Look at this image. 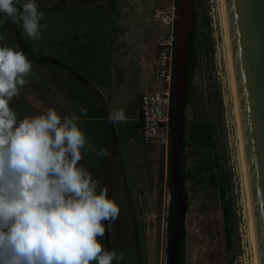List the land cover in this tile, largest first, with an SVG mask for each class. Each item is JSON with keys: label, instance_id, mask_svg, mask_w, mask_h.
I'll return each mask as SVG.
<instances>
[{"label": "rangeland", "instance_id": "1", "mask_svg": "<svg viewBox=\"0 0 264 264\" xmlns=\"http://www.w3.org/2000/svg\"><path fill=\"white\" fill-rule=\"evenodd\" d=\"M77 1L86 0L65 6L61 0H36L45 25L39 40L0 16V46L22 51L32 62L27 83L10 107L21 118L48 107L62 116H79L77 123L94 149L82 153L80 164L120 208L117 218L107 222L104 249L120 257L113 264H167L169 145L141 142L137 102L141 93L160 88L154 60L160 41L174 37L173 1L96 0L93 7L76 6ZM194 7L182 156L187 169L201 164L203 172L186 183L184 261L253 264L219 0H195ZM78 105L87 109L86 116ZM117 109L124 110L126 120L109 122V112ZM203 120L211 125L212 144L192 146L190 124ZM100 149L108 155L98 157Z\"/></svg>", "mask_w": 264, "mask_h": 264}, {"label": "clouds", "instance_id": "2", "mask_svg": "<svg viewBox=\"0 0 264 264\" xmlns=\"http://www.w3.org/2000/svg\"><path fill=\"white\" fill-rule=\"evenodd\" d=\"M43 15L36 0H0V16L32 40L41 38ZM31 70L22 51L0 46V264H113L120 257L101 238L120 208L80 164L82 153L94 150L80 117L48 107L21 118L10 107ZM107 119L123 122L125 112L110 111Z\"/></svg>", "mask_w": 264, "mask_h": 264}, {"label": "water", "instance_id": "3", "mask_svg": "<svg viewBox=\"0 0 264 264\" xmlns=\"http://www.w3.org/2000/svg\"><path fill=\"white\" fill-rule=\"evenodd\" d=\"M224 3L257 259L258 264H264V0H224ZM193 11L194 0H176L168 173L177 210L169 238L168 264H175L176 245L185 231L188 207L178 167L188 83L184 68L190 54ZM105 227L107 240V222Z\"/></svg>", "mask_w": 264, "mask_h": 264}, {"label": "built area", "instance_id": "4", "mask_svg": "<svg viewBox=\"0 0 264 264\" xmlns=\"http://www.w3.org/2000/svg\"><path fill=\"white\" fill-rule=\"evenodd\" d=\"M171 25L173 18L170 19ZM174 37L163 39L155 61V78L160 88L138 97L139 137L145 145L167 147L170 143L171 93L173 78Z\"/></svg>", "mask_w": 264, "mask_h": 264}, {"label": "trees", "instance_id": "5", "mask_svg": "<svg viewBox=\"0 0 264 264\" xmlns=\"http://www.w3.org/2000/svg\"><path fill=\"white\" fill-rule=\"evenodd\" d=\"M172 1H173L175 11H176V0H172ZM193 18H194L193 30H192L191 37L189 40V53L190 54H189L188 63L184 68V75L187 78V82H188L186 94L184 97V112H185V106L189 100L188 91L191 88V81H192V72H191L190 66L194 60V53H192V50L195 45L194 31L197 25V14L195 12V7L193 11ZM174 26H175V18L173 19V23H172L173 32H174ZM173 49H174V45H173ZM172 110H173V106H172V97H171V112ZM112 132H113V127H112ZM212 135H213V132L211 129V125L207 121L205 120L193 121L190 124V131H189L187 140L189 144L192 146H196V145L206 146V145L212 144ZM185 146H186V141H185V134H184L181 155L179 158L178 177L183 187L184 197L187 199L186 183L190 178H193L194 180H196V178H200L203 172V166L201 164H196L192 169L186 168V163H185L184 157L182 156ZM168 163H169V153H168ZM167 185H168V190H169V204H168L167 215H166V228H167V237L170 238L171 232L174 227L177 204H176L175 195L171 190V186L169 182V173H168ZM185 236H186V233L184 231L181 239L178 241L176 245L175 264H185V261H184ZM168 246H169V243H167V247H166L167 264H168Z\"/></svg>", "mask_w": 264, "mask_h": 264}, {"label": "bare ground", "instance_id": "6", "mask_svg": "<svg viewBox=\"0 0 264 264\" xmlns=\"http://www.w3.org/2000/svg\"><path fill=\"white\" fill-rule=\"evenodd\" d=\"M219 16H220V27L222 32V42L223 47L225 51V61L227 66V73L229 77V87H230V93L232 97V105H233V114L235 118L236 123V132H237V138L239 141V156H240V162L241 163V172H242V178H243V186L244 191L246 195V208H247V215H248V230H249V238L251 243V249H252V255H253V264H258L257 259V251H256V243H255V234H254V227H253V219H252V213H251V205L249 200V192H248V183H247V177H246V169H245V159H244V151H243V141H242V135H241V129H240V123L238 118V107H237V101H236V94H235V86H234V79H233V71H232V64H231V56H230V48H229V39H228V31H227V21H226V12H225V3L224 0H219Z\"/></svg>", "mask_w": 264, "mask_h": 264}, {"label": "crops", "instance_id": "7", "mask_svg": "<svg viewBox=\"0 0 264 264\" xmlns=\"http://www.w3.org/2000/svg\"><path fill=\"white\" fill-rule=\"evenodd\" d=\"M69 1L70 0H61V4L62 5H64L65 6V3H66V5L67 4H69ZM98 1V0H97ZM78 2V1H77ZM97 4V2H96V0H86L84 3L83 2H81V3H75V5L76 6H84V7H93V6H95ZM54 7V5L53 6H51V8H53ZM59 8H60V6H58ZM126 60H128V59H126ZM62 116V115H61ZM137 117H138V113H137Z\"/></svg>", "mask_w": 264, "mask_h": 264}, {"label": "flooded vegetation", "instance_id": "8", "mask_svg": "<svg viewBox=\"0 0 264 264\" xmlns=\"http://www.w3.org/2000/svg\"><path fill=\"white\" fill-rule=\"evenodd\" d=\"M138 113V112H137ZM137 120H138V117H137Z\"/></svg>", "mask_w": 264, "mask_h": 264}]
</instances>
